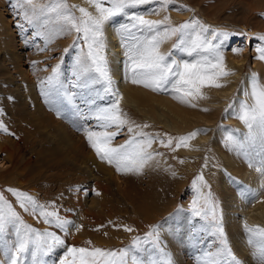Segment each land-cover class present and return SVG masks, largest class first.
<instances>
[{
  "label": "snow or ice",
  "instance_id": "1",
  "mask_svg": "<svg viewBox=\"0 0 264 264\" xmlns=\"http://www.w3.org/2000/svg\"><path fill=\"white\" fill-rule=\"evenodd\" d=\"M148 2L149 0H87L94 13L86 7L69 5L67 0H50L49 3L44 4L39 0H22L21 3V7L27 5L23 18L29 24L39 17L55 14L56 18L63 22V27L57 35L74 30L77 33L76 39L83 41V48L75 61L76 81L72 87H88V84L82 83L83 77L93 84H101L103 95L97 91V96L100 99L107 97L110 101L105 106H95L96 101L92 99L86 101L89 105L95 106L90 107L89 112L101 130L84 128L85 137L96 155L101 160L114 165L118 173H140L157 153L149 151L154 137L142 131H137L123 144L114 146L112 143L118 131L129 121L121 110L120 101L123 97L115 87L105 55L103 28L106 21L119 14L128 16L130 22L122 25L120 32L121 46L125 48L126 56L125 78L132 84L142 85L154 92H170L173 99L190 107H196L193 101L206 98L204 89L224 87L222 78L233 74V70L226 66L224 48L228 38L236 33L211 28L198 19L176 24L167 15L162 19L153 20L127 12L129 8ZM172 2L173 0H159L160 9L167 11L168 5ZM72 9L78 10L80 15L76 16ZM258 36L264 41V34ZM170 40L173 41L171 49L162 51L161 46ZM172 49L178 50L190 59L174 57ZM231 51L239 54L242 48L233 47ZM257 52L255 58L264 61V47H258ZM58 70L59 65L52 68V74L47 78V87H42L45 102L53 106L57 102L61 104L66 102L67 105L75 108L74 101L77 94L63 89L59 83ZM244 95L246 99L240 101L238 109H234L233 104L230 103L225 111L234 109L232 114L246 127L247 132L243 140H240L233 134L238 130H230L224 137V143L230 150L242 155L249 167L259 164L256 166V171L264 176V84L260 83L256 73L250 74L249 87L245 89ZM57 114H60L58 108ZM113 127L117 131L108 130ZM135 127L140 128L139 125ZM143 127L146 128L148 125L145 124ZM0 131L6 133L9 131L3 122H0ZM128 131L133 132V127H128ZM203 131L206 130L196 129L183 136H169L165 147L171 148L173 142L177 148L189 147L188 141ZM161 143L164 144V141L161 140ZM257 157H259L258 161ZM192 184L196 190L191 204L192 212L208 222L211 235L218 241L214 251L202 250L195 256L196 264H241L229 246L221 222L219 202L213 199L203 173L197 175ZM260 186L264 188V181ZM202 188L209 190L203 192ZM6 190L16 198L19 208L24 212L41 219L47 225H55L65 234L69 226L76 227L77 230L82 227L73 225L72 221L62 217L54 202L41 203L22 190L15 188ZM241 195L245 196L244 193ZM255 195V191L249 190L245 199L249 196L254 198ZM122 227L124 231H133L128 225ZM244 227L250 234L248 243L254 247L253 257L264 264V227L259 225L250 227L247 224ZM10 228L14 230L15 240L9 244L2 238ZM157 229L158 225L150 226V230L143 237H133L129 245L118 249L93 246L91 241L86 242L89 245L87 247L68 245L64 258L59 264H174L171 254L160 247ZM0 244L4 246L10 257L9 264H24L29 255L33 258V264H37V257L46 256L57 247L65 245V240L47 228L41 231L27 224L0 191Z\"/></svg>",
  "mask_w": 264,
  "mask_h": 264
},
{
  "label": "rangeland",
  "instance_id": "2",
  "mask_svg": "<svg viewBox=\"0 0 264 264\" xmlns=\"http://www.w3.org/2000/svg\"><path fill=\"white\" fill-rule=\"evenodd\" d=\"M2 1L4 4L2 6L4 16L8 18L12 29H14L13 31L16 43H18L21 53L24 54V58L25 55L27 56V53L40 55L43 58V62L47 65L46 70L59 65L58 71L60 85L63 86V89H67L68 91L75 92L77 94L74 101L76 105L74 108V110H76L75 119L71 118L72 120L67 122L66 119L71 116H69L66 112L63 113L61 107L65 106L59 102H57L55 106L47 104L45 102V98L42 97V93L37 91L38 98L42 105L45 106L47 111H49L48 108H50L49 112L54 113L56 118H62V123L64 122L66 127H64L65 131H61V129L57 127L53 128L49 126L50 135H44L42 139L38 133V137L35 136L34 139L29 141L21 139L22 136L17 130L11 129L10 127L8 128V121L11 119V113L7 108V104H4L3 100L0 98L2 100H0V121L3 122L9 130L7 133L0 131L1 144H4L7 147L16 145L11 155L4 149L0 148V191L3 192L5 198L11 202L13 207H15L20 213L23 220L27 224H30L41 231L47 228L49 231H54L58 235L61 234L55 225H47L38 218L35 219V222L33 219L26 216L25 213L19 210L16 198L6 189L15 188L22 190L35 198L38 197V199H40H37L39 202L46 203L43 202L41 198H44V194H48L47 199H49L54 192L58 191L57 185L59 181H61L60 176H80V178H78L79 181L76 180L77 182L75 183L74 181L77 177L72 176V181L74 183V187L79 191L81 190L79 188L87 184L85 187L86 190L81 193L82 201L84 202L86 199L85 205L87 207L91 206L90 203L93 202L97 206L91 207L101 208L104 212H101L100 219L104 222V224L100 225L102 227L99 228L104 233L111 232L113 235H116V242L112 241L109 243L110 246L106 247L107 243L103 241L99 247L118 249L129 245L133 237H143L144 234L150 230V226H153L154 224L148 226L147 228H142L138 223H148V217L155 213H159L162 209L164 212L167 211L168 216L173 217L174 222H172L174 223L173 233L175 235V242L176 245L182 249L181 254L185 264H196L195 256L199 255L202 250L214 251L215 247L218 246V241L213 235H211V228L209 227L208 222L205 221L202 216L194 215L191 209L192 200L196 195V190L193 187L192 181L197 175L203 173L204 179L210 186L213 199L219 202L221 218L222 216H225L224 213L232 212L231 209L233 208V202L229 201V195L219 196L215 187H213L209 182V170L223 168L222 163L217 162L215 155L209 154V144L214 142V140L217 141L218 126L220 124L223 125V122H225L223 119L224 110L228 103L232 101L237 94L242 76L248 74L249 70L256 69L253 58L258 55L257 48L264 47V41H261L258 36V34H264V32L260 31V29L264 30V3L256 0V2L254 0H240V2L236 0H229L222 5L223 8L221 9L220 15L212 14V17L206 15V9L201 12V10L189 0H173V2L168 5L167 11L161 10L160 4L148 7L147 14L140 11L141 14L138 15H143L146 19L153 18L154 20H158L167 15L171 18L173 23L178 24L195 17L212 28L223 30L227 29L229 32L236 33V35L228 38L229 41L225 44L224 55H226L227 52H230L233 47H238L236 45L234 46V44H237L239 40H242L239 46L242 48V53L246 55V58L240 74V76H242L239 77L234 84L233 90L225 99V104L222 103V107L220 106L221 110L219 111L220 113H218V117H215V122L198 124L200 125L197 127L198 129L206 130L200 132V135L207 137H205L203 141L201 140V142H198V147L201 145L203 146V151L200 154L199 160L191 162L192 166H189L187 160L184 159V152L177 149L175 142H173L171 148L165 147L169 136L179 137L182 135V132H175L162 126L158 129L148 126L147 129L149 130H143L142 132L149 133L152 137H154L152 147L149 151L157 154L154 155L152 160H150L144 166L143 170L137 174L118 173L115 166L101 160L87 142L84 128H90L96 131L101 129L97 127V122L94 118L91 116L88 118L84 116H86L87 113H90V107L105 106L110 101L107 97L100 99L97 96L96 93L100 90L101 95H103V86L101 84H91V82H88V87H72L76 81V77L71 67L72 58L74 55L77 57L79 54L78 52H80L83 48V41L76 39L77 33L73 30L70 32L65 31L62 35H57V33L62 29L63 22L58 20L55 16H53L54 18H51L50 14L45 15L44 17L42 16V19L40 20L44 21L40 24L42 27L40 30H35V20H33L34 22L31 24H29L26 20L24 21L23 13L27 9V5L24 6L25 9L22 8V0H20V2H18V0ZM44 1L39 0L42 4H44ZM67 2L69 5L73 4L71 0H67ZM208 2L209 7L221 4L219 0H208ZM106 6L108 5L106 4ZM138 6L130 8L129 14L137 13L132 9H136ZM72 11L76 16L80 15V13L75 9H72ZM29 12L31 11L29 10ZM222 12H225V14L222 15ZM222 16H226L227 18ZM125 19H127L125 23L130 22L128 16L126 15ZM250 27H253V29ZM47 28H50L49 34L51 37L52 34H55V39L52 41L45 39L43 36L44 34H42V32H46ZM258 29L259 31H257ZM37 33L40 34L37 35ZM240 33H243V35H240ZM245 36H247L246 40ZM46 40L48 41L47 43ZM167 42L169 43V50L171 49L173 41L170 40ZM65 49H67V51H65ZM173 50L176 49H172V52ZM39 51L41 53H38ZM84 51H86V49H84ZM177 51L178 50H176L175 55H179L180 59H190L185 54ZM105 52H107L106 49ZM23 61H25V59ZM25 62L22 67L28 69L29 63L27 60ZM3 65L4 64L0 60V77L6 76V74H1L4 71ZM82 83L87 84V80L85 81L82 79ZM41 85L46 88L47 82L42 83ZM37 89L40 90L39 87ZM157 93L165 94V92ZM0 96H3V93H0ZM11 96L12 95H10V97ZM89 99L95 100L96 105L93 106L86 103ZM13 101L14 103L16 102L15 98H13ZM57 108L60 112L59 115L56 114ZM126 112L128 113L127 115H129L128 117L131 116L130 123H134L138 120H144L146 122L151 121L148 118H144V116L140 113L136 114L134 110L128 111L126 109ZM2 115L7 118H4ZM12 120V123H15V118ZM231 126V130H237L234 124H231ZM128 127L130 126L125 124L118 131V135L112 141L114 146L123 144L130 136H134L136 134L135 131L130 133L128 131ZM131 127L135 129L134 125ZM108 130L117 131L115 127ZM191 131H193V129H189L186 132L189 133ZM224 131L226 133L229 132L227 128H225ZM184 134L185 132H183V135ZM161 140L164 141V144L161 143ZM193 142L194 141L191 140L190 143ZM205 163L207 164L206 167ZM84 165L87 167L84 168ZM104 167H107V170L110 171V175L113 176L116 181V187L114 188L112 183L109 184L110 187L112 186V192L107 195H104L106 193H102L97 189H95V192L90 190V188H93V185L90 183L91 180H102L103 176H105L104 171H102V168ZM173 173H175V175H173ZM92 176L96 177L93 179ZM233 185L234 184L229 183L232 193L234 189ZM201 190L203 192H207L209 189L202 188ZM102 195H104V197H102ZM233 195H236L235 191ZM71 197L72 191H68V188H65V191L57 193V196L56 198H53V201L55 200L54 203L56 207H72L69 204L63 203L64 199L66 200ZM228 201L229 204L231 203L230 205L228 204ZM107 208L112 209L111 214L108 213ZM237 211H239V209H237ZM237 211H234V214L238 213ZM70 212L73 214L72 211ZM236 215L238 217L237 220L239 221V225H242L241 216L239 214ZM164 220V225H167L166 221H168V219ZM223 221L224 220L221 219L224 229L225 225ZM39 223H41V225ZM123 225L132 227L133 231H124L122 227ZM169 225L171 226V224ZM242 226H244V224ZM182 234H184L183 237ZM12 242L13 240L11 243ZM86 244V242L82 243L81 247L89 246ZM229 246L232 248L236 257L247 260L248 257L244 258L237 255L244 253H242L241 249L235 250L233 242L229 243ZM65 247L67 248V245ZM250 247L254 248L249 246L247 242V248H249V251L251 249ZM249 256V260L256 259L250 254ZM27 259L28 256L26 257L24 264H29ZM9 260L10 257L6 251L1 253L0 264H9ZM30 260L32 261L31 258ZM47 261L48 260L43 257H37V264H46Z\"/></svg>",
  "mask_w": 264,
  "mask_h": 264
},
{
  "label": "bare ground",
  "instance_id": "3",
  "mask_svg": "<svg viewBox=\"0 0 264 264\" xmlns=\"http://www.w3.org/2000/svg\"><path fill=\"white\" fill-rule=\"evenodd\" d=\"M158 1H149L148 3L144 5H139L136 9L132 10H135V12H137L136 14H141L140 11H143L144 14H147V8L153 5H158ZM189 1L194 4L198 9H200L201 12L202 10L205 11L206 9V15L212 17V14L220 15L221 9L223 8L222 5L228 2L229 0H219L221 4L215 5L213 7L208 6V0ZM236 1L240 2V0ZM256 1L264 3V1L262 0ZM49 2V0L44 1V3ZM71 2L73 4L86 7L89 9V11H93L94 13V9L91 5L87 3V0H71ZM3 5V1L0 0V60L4 64V71L1 74H6V76L0 77V93H3V96H0V98L3 100L4 104H7V108L11 113V119L8 121V128L10 127L11 129L17 130L22 136L21 139L27 141L34 139L35 136L38 137V133L42 139L44 135H50L49 126L53 128L57 127L61 129V131H65L64 127H66V125L64 122L62 123L63 119L56 118V115H54V113L49 112L50 108H48L49 111H47V109L44 105H42L37 95V91H39V93H42L43 86L41 84L47 82V78L52 74V69L46 70L47 65L43 62V58L38 54L32 55L27 53V56L25 55L24 58V54L21 53V50H19L18 47V43H16L13 31L14 29H12L8 18L4 16V12L2 9ZM129 11L130 8L127 9L128 13ZM224 14L225 12H222V15ZM29 15H31V12H29ZM50 15L51 18H54L53 16H55V14ZM222 17L227 18L226 16ZM41 19L42 17L34 19L36 23L35 30H40V28L42 27V25L40 24L44 21H40ZM193 19L196 18L194 17ZM126 20L127 19H125L124 14H119L114 17H111L104 24V43L105 49L107 51L105 52V55L108 61V67L110 69V74L113 80L115 81V87L118 88L120 94L123 97L120 101V107L122 112L126 114V118L129 123L131 116L128 117L129 115H127L128 113L126 112V109L128 111L134 110L136 114L140 113L144 116V118H148L152 121L146 122L144 120H138L134 123H130L131 125L129 123L127 125H134V127L136 125H139L140 128L135 127V129H133V131L135 132L143 130L148 131L149 129H147V127L146 129H143L145 128L143 127V125L145 124L148 126H152L155 129H158L160 126H162L167 127L168 129L175 132H182V135L180 136H183V132H185L184 135H186V131H188L189 129H198L197 127L200 126L198 125L200 123L215 122L214 119L215 117H218V113H220L219 111L221 110L220 106L222 107V103L225 102V99L233 90L234 84L239 79V77L242 76H240V74L242 72L243 64L246 58V55L242 53L243 51H241L239 54H234L232 51H230L227 52V54L225 55L226 66L233 70L232 75L222 78V83H224L225 86L219 89H204L203 91L205 92L206 98L197 99L193 101V103H195L197 106L190 107L187 104L181 103L178 100L173 99V95L170 92H167V94L166 92L165 94L157 93L148 88L143 87L142 85L132 84L129 80L125 78L126 56L125 48L121 46L122 37L120 29L122 25L129 23H125ZM250 28L253 29V27ZM49 30L50 28H47L46 32H42V34H44L43 36L45 39H49V41H52L53 39H55V34H52L51 37V35L49 34ZM257 31H259V29ZM260 31L264 32V30L262 29H260ZM246 38L247 36H245V40ZM228 41L229 39L226 41V43H228ZM241 42L242 40H239L237 44H234V46L236 45L240 47L239 44H241ZM168 48V42H165L161 46L162 51H168ZM38 53L41 52L39 51ZM175 54L176 50H173L174 57L180 59L179 55ZM24 59L25 61L27 60V62L29 63L28 69L22 67V65L26 63L25 61H23ZM75 61L76 55L73 56L71 62L73 72L75 71ZM253 61L256 65V69L249 70L248 74L242 76L237 94L235 95L233 100L228 103V105L230 103L233 104L234 109H238L240 101L246 99L244 92L245 89L249 87L251 73H256L260 83L264 84V61L257 60L256 58H253ZM82 79L86 81V79H84L83 77ZM88 82L90 81L87 80V84ZM38 87L40 88V90L37 89ZM10 95L12 96L10 97ZM42 97L44 96L42 95ZM13 98H15V103L13 101ZM63 105L65 106L61 107L63 113L66 112L69 116H71L67 118L66 121L69 122L72 119H75L76 110H74V108H72L71 106L67 105L66 102ZM202 109H208V111H202ZM234 109H229L227 112L223 109V119L225 122H223V125L220 124L222 127L220 125L218 126L219 128L217 131V141L214 140V142L209 144V154H214L217 162L222 163L223 165L222 169L209 170V182L213 187H215V190L219 194V196L229 195V201L233 202V208L231 209L232 212L224 213L225 216H222L221 219L224 220V232L226 234L228 242H233L235 250L241 249L242 253L245 254L237 255L244 258L248 257L247 260H244L243 258L239 257L237 258L242 261L241 264H261V261L259 259L249 260V254L253 257L252 253L254 251V248L250 247V251L249 248H247V242L250 234L245 231V227L242 225L247 224L250 227L259 225L260 227H264V188H261L260 186L261 182L264 181V176H261V174L256 171V166H259V164L254 167H249L248 163L245 161L242 155H239L236 151L230 150L228 147L225 146L224 137L228 133H226L224 130L225 128H227V130L230 131L232 129L231 124H234L236 126V129L238 130L233 132V134L238 139L243 140L244 135L247 132L246 127L239 121V119H237L232 114ZM2 116L4 118H7L4 115ZM89 116H91V113H87L84 117L88 118ZM14 118L15 123H12V119ZM205 137L206 136L200 135V133H198L194 139H191L194 141L193 143H190L191 140L188 141L189 147L177 148L181 152H184V159L187 160L189 166H192L191 162L199 160L200 154L203 151V146L201 145L200 147H198V142H201V140L203 141ZM15 147L16 145L7 147L4 144H1L0 141V148L7 151L10 155L13 153ZM258 150L259 149L257 148V151ZM256 159L258 161L259 157H257ZM83 167L86 168L87 166L84 165ZM102 171H104L105 174L102 180H91L90 183L91 185H93V188L91 189L90 186L89 188L92 192H95V189H97L100 190L102 193H106L104 195H107L112 192V186L110 187L109 184L112 183L114 185V188L116 187V181L115 178L110 175V171L107 170V167L102 168ZM72 176H60L61 181H59L57 185L58 191L54 192L51 195V198L47 199L48 194H44V198L39 197L43 200V202L46 203L55 202V200L53 201V198H56L57 193L65 191V188H68V191H72V197L66 200L64 199L63 203L69 204L72 207L57 206L56 209L59 211V214L62 217L72 221L73 225L82 226L79 228V230H77L76 227L69 226L67 234L58 229L61 233L59 234L65 240V245L57 247L51 253H48L46 256H43L44 259L48 260L46 264H59L60 260L64 258V253L67 250V248L65 247L66 245L81 247L82 243L91 240L93 246L99 247V245H101L103 241H105L107 243L106 247H108L110 246L109 243H111L112 241L116 242V235H113L111 232L104 233L103 231H101L100 228H98V226L104 224V222L100 219L101 212L104 211L101 208L91 207L97 206L93 202L90 203L91 206L87 207L85 205L86 199L84 202L82 201L81 193L82 191L84 192L86 190L85 187L87 184L79 188L81 189L79 191L77 188L74 187L73 184L77 182L76 180H78L80 176H73L77 177L75 178L74 183L72 181ZM92 177L94 179L96 176ZM229 183L234 184L233 193L235 191V196L232 193V189L229 187ZM249 190L255 191L256 195L254 198L249 196L248 199H245V196L248 195ZM241 193H244L245 196H242ZM104 195H102V197H104ZM36 199H38V197H36ZM237 209H239V211H237ZM19 210H21L23 213H25L26 216L36 222L35 219L37 217H34L30 213L24 212L20 208ZM70 211H72L73 214H71ZM107 211L109 214L112 213V209L107 208ZM234 211H237L238 213L236 214H239L241 216L242 225H239V221L237 220L238 217L236 214H234ZM148 219V223L139 222L138 224L142 228H147L152 224L158 225L157 231L159 233V244L161 248L171 254L174 264H185V262H183V257L181 254L182 249H180L175 242V235L173 233V217L168 216L167 211L164 212L161 209L159 213L150 215ZM164 219H168V221H166L167 225H164ZM39 224L41 225V223ZM169 224H171V226ZM160 231L162 234L160 233ZM183 235L184 234H182V237ZM2 239L10 244L12 240H15L14 230L10 228L5 233ZM3 250L5 251L4 246L0 244V255L4 252ZM30 258L32 259V261L30 260ZM27 262L29 264H33V258L30 255L28 256Z\"/></svg>",
  "mask_w": 264,
  "mask_h": 264
}]
</instances>
